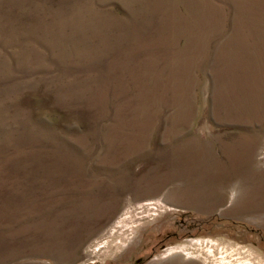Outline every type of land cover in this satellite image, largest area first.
Masks as SVG:
<instances>
[{"label": "rangeland", "instance_id": "obj_1", "mask_svg": "<svg viewBox=\"0 0 264 264\" xmlns=\"http://www.w3.org/2000/svg\"><path fill=\"white\" fill-rule=\"evenodd\" d=\"M0 264H264V0H0Z\"/></svg>", "mask_w": 264, "mask_h": 264}, {"label": "crops", "instance_id": "obj_2", "mask_svg": "<svg viewBox=\"0 0 264 264\" xmlns=\"http://www.w3.org/2000/svg\"><path fill=\"white\" fill-rule=\"evenodd\" d=\"M248 178H250V175L246 174Z\"/></svg>", "mask_w": 264, "mask_h": 264}]
</instances>
